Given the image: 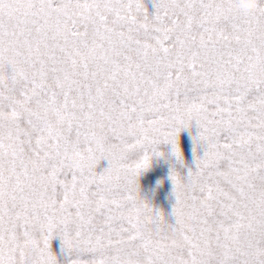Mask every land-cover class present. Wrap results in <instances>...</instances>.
Masks as SVG:
<instances>
[{"label":"snow or ice","instance_id":"obj_1","mask_svg":"<svg viewBox=\"0 0 264 264\" xmlns=\"http://www.w3.org/2000/svg\"><path fill=\"white\" fill-rule=\"evenodd\" d=\"M155 9L0 0V264H57L56 235L92 264H264V0ZM193 122L167 225L138 177Z\"/></svg>","mask_w":264,"mask_h":264},{"label":"rangeland","instance_id":"obj_2","mask_svg":"<svg viewBox=\"0 0 264 264\" xmlns=\"http://www.w3.org/2000/svg\"><path fill=\"white\" fill-rule=\"evenodd\" d=\"M144 6L149 15L155 13V0H143ZM199 133L198 126L193 122L190 128L182 130L177 138V147L181 156L177 157L171 143H160L156 150L162 155L153 156L150 167L142 171L138 177L139 195L153 208L163 212L167 225H175L176 217L174 207L176 197L173 192L174 184L172 173L176 172L180 177L187 178L189 172L197 170V157H203L205 146L197 145L194 137ZM133 159L136 158L134 155ZM108 166L106 160L101 161L96 171L100 172ZM50 251L55 255L57 264H73L76 259L92 264L97 255L93 252L77 251L67 248L62 236L56 235L50 242Z\"/></svg>","mask_w":264,"mask_h":264},{"label":"clouds","instance_id":"obj_3","mask_svg":"<svg viewBox=\"0 0 264 264\" xmlns=\"http://www.w3.org/2000/svg\"><path fill=\"white\" fill-rule=\"evenodd\" d=\"M237 6L241 11L251 13L260 6V0H237Z\"/></svg>","mask_w":264,"mask_h":264}]
</instances>
